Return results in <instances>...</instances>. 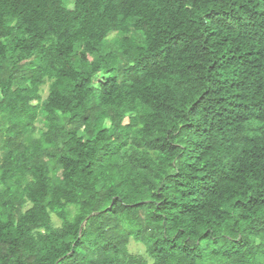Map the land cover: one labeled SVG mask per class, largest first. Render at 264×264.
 <instances>
[{
    "label": "trees",
    "instance_id": "obj_1",
    "mask_svg": "<svg viewBox=\"0 0 264 264\" xmlns=\"http://www.w3.org/2000/svg\"><path fill=\"white\" fill-rule=\"evenodd\" d=\"M0 264H264V0H0Z\"/></svg>",
    "mask_w": 264,
    "mask_h": 264
},
{
    "label": "rangeland",
    "instance_id": "obj_2",
    "mask_svg": "<svg viewBox=\"0 0 264 264\" xmlns=\"http://www.w3.org/2000/svg\"><path fill=\"white\" fill-rule=\"evenodd\" d=\"M57 223H59V221H57ZM130 250L136 253H143L144 247L141 243H135L132 241V244L130 245Z\"/></svg>",
    "mask_w": 264,
    "mask_h": 264
}]
</instances>
